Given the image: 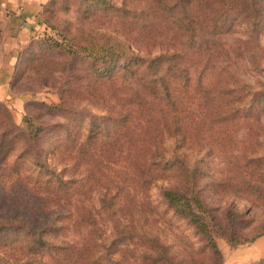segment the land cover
I'll list each match as a JSON object with an SVG mask.
<instances>
[{
  "label": "rangeland",
  "instance_id": "obj_1",
  "mask_svg": "<svg viewBox=\"0 0 264 264\" xmlns=\"http://www.w3.org/2000/svg\"><path fill=\"white\" fill-rule=\"evenodd\" d=\"M256 2L260 9L257 24L250 25L248 19L232 15L225 27L210 36L218 44L212 49L215 55L211 62L218 67L228 66L239 82L247 84V98L264 92V0ZM170 3L180 7L181 0H47L41 6V28L18 51L16 59L13 56L9 90L20 104L18 115L14 102H0V264H21L32 257L48 264L71 263L75 250L83 244H88V255H100L98 262L91 264H144L147 261L142 256L144 244L117 231H126L128 226L138 223L160 238L175 264H210L208 249L202 250L204 243L193 227L165 209L160 190L175 185L174 180L158 179L146 189L136 184L138 169L125 162L134 150L131 141L138 138L139 130L133 132L129 127L131 130L116 141L113 121H105L109 114L121 111L130 114L131 125L139 123L136 118L139 97L133 98V94L134 91L147 94L133 75L121 74L125 63L134 65L135 56L162 67L169 63L181 68L184 53L192 86L197 87L205 53L181 48V31L174 22L176 15L166 8ZM5 37L0 21V46ZM119 42L129 48L125 56L99 72L104 63L93 64L84 51L75 52L78 45L99 43L115 48ZM173 53L180 56L157 59L159 55ZM209 71L201 77L200 84L205 89L216 81ZM109 77L113 80L109 81ZM176 78L175 95L181 107L180 77ZM192 94L189 114L198 104L201 92ZM151 107L153 113L160 110L156 102ZM255 107L258 109L256 102ZM254 116V110L235 115L243 122L231 129L228 136L224 131H215L219 125L196 132L193 144L214 147L215 151L220 146L235 147L205 157L206 171L214 177L237 176L234 165H228L234 155H240L237 147L264 135V131L257 130ZM158 119L162 123L161 116ZM177 120L185 125L191 119L183 115L181 120L179 111ZM259 122L264 124L263 114ZM154 127L152 121L148 129ZM102 128L110 130L109 136L100 135ZM87 134L100 136L98 144H88L86 150L82 143ZM150 141L166 148L165 159L174 152L171 146L178 145L165 131ZM56 145L59 146L53 151ZM191 150L180 147L178 153L191 155V162L200 158ZM250 168H246L247 178L254 183L259 173H251ZM204 184L205 203L219 214L226 209L240 213L238 219L245 233L264 226V199L258 197L256 189L241 194L230 188L216 190L210 181ZM103 197L104 201H100ZM143 213L149 219L146 223L136 220ZM81 217L86 220L81 222ZM52 225L62 228L55 237L45 233V239L67 244L70 251L44 246L29 249L33 236L28 231ZM214 236L221 252L220 264H227L233 249L244 245L232 246L223 237ZM116 237L119 240L115 241ZM148 251L151 255L155 253L152 248ZM190 260L193 262L189 263Z\"/></svg>",
  "mask_w": 264,
  "mask_h": 264
},
{
  "label": "trees",
  "instance_id": "obj_2",
  "mask_svg": "<svg viewBox=\"0 0 264 264\" xmlns=\"http://www.w3.org/2000/svg\"><path fill=\"white\" fill-rule=\"evenodd\" d=\"M165 6V5H164ZM178 4L170 3L166 5L170 14H175L174 21L181 31V48L185 51L193 50L194 52L205 53L204 70L198 74L197 87L192 86V79L189 75L188 68L184 65L188 57L181 53V68L177 65H170L162 67L159 63H154L152 60L147 62L140 56L134 57V65L124 64L122 75H133L143 86L145 95H139L134 91V96L139 97L138 100V124H130V114L116 111L106 116L105 121L112 120L113 126L116 127V136L114 140L123 138L122 134H126L129 129L133 132L139 130V136L132 144L134 150L130 154V158L125 162L129 166H136L138 174L136 177V184L138 187L146 189L149 185L154 184L158 179L172 178L175 185L165 187L160 190L162 201L165 209L172 212L173 215L178 216L193 227L196 234L204 243L202 250L206 247L208 255L211 259L210 264H220L221 252L217 246L215 236L223 237L232 246L247 244L252 242L255 238L264 234V226L258 228L256 231L245 233L243 231L242 221H239L240 213L226 209L222 213H218L216 209L210 208L204 201L202 191L204 182L210 181L216 190L223 188H230L232 190L245 192L255 190L258 192V197L264 199V135L261 139H252L247 144L244 143L241 147H237L240 155H234L232 162L228 165H234V170L238 173L235 177H229L225 174L220 177H214V174L205 170V157H214L220 152L234 150L233 146H220L219 151H215L214 147H203L199 144H193L196 134L208 128L212 129L215 125H219L215 131H224L229 135V131L239 126L243 119L235 117L241 111L246 113H253L257 119V130L264 131V124L259 122L260 114L264 115V92L256 97L247 98L249 86L245 83L239 82L234 75L227 69L228 66L218 67L211 62L214 57L212 49L218 47L215 41L210 39L221 28L225 27L226 21L230 16H241L243 20L248 19L250 25H255L260 21V9L257 6L256 0H181L180 11L176 13ZM200 39L201 45L198 42ZM210 45H207V44ZM59 45V44H57ZM117 47H106L104 44L91 43L87 46H77L78 51H84L86 56L91 58L93 64L104 63V67H100L99 71L105 69L110 63L117 62L119 58L125 56L129 49L124 43H117ZM204 45V46H202ZM180 55L173 53L165 56L159 55V61L163 57L167 59L178 58ZM116 58V59H115ZM114 60V61H113ZM144 66V70L140 67ZM210 70L212 76H215L216 81L205 89L201 86V77ZM222 74V75H221ZM221 77H220V76ZM176 77H180L181 83V107L179 99L175 95ZM113 78L109 77V81ZM230 80V85H229ZM217 90L216 92H214ZM196 91L201 92L198 104L188 113V107L192 104L193 94ZM133 93V92H132ZM131 97V96H130ZM124 97H120L123 100ZM255 100V101H254ZM153 102H156L160 110L156 114L154 108L151 107ZM255 102L258 103V109L255 107ZM145 107L150 108L147 111ZM55 110L60 111L59 106L54 107ZM255 109L257 112L255 113ZM181 111V120L183 115L189 117L190 123L185 125L181 121L178 124V113ZM195 112L197 113L195 115ZM148 113V114H147ZM145 115L149 118L146 119ZM162 123L158 119L160 116ZM230 116V117H229ZM170 117L173 125L170 124ZM155 123L153 130L148 129ZM252 125V123H250ZM253 126V125H252ZM146 127V128H144ZM145 130H144V129ZM147 129V131H146ZM100 135L109 136L110 130L101 129ZM163 131L168 137H173L176 141L172 147L173 154L169 159H165L166 148L160 143H151V137L162 136ZM100 135H86V141L82 145L87 147L88 144H98ZM260 135V133H256ZM131 140V139H130ZM180 141V144L178 143ZM124 144V141H123ZM113 145V144H112ZM56 145L53 151L58 147ZM181 150L189 149L194 153L201 155L200 158L191 162V155L188 153H178ZM193 147V148H192ZM87 150V149H86ZM190 152V151H189ZM193 155V154H192ZM186 156H188L186 158ZM125 157L123 156V159ZM126 159H124L125 161ZM250 167L251 173L257 171L259 174L255 178V182L251 183L247 178L246 168ZM228 169V167H226ZM66 169H64L65 171ZM249 171V172H250ZM53 173V171H52ZM59 183L62 180L58 176ZM69 182V181H68ZM100 201H104V197ZM135 211H139L135 209ZM143 212V211H142ZM136 220L141 223L148 222V218L143 214L137 216ZM81 222L86 218L81 217ZM152 220V219H150ZM155 223V221H151ZM150 222V223H151ZM61 226L52 225L49 227H42L41 229L29 230V234L33 236L29 239L30 247L44 246L55 251L66 250L70 251L71 247L67 244L62 245L45 239L46 234L55 237ZM256 228V227H255ZM162 232V228L159 229ZM119 233L127 234L129 238L135 240L138 244H144L143 258H147L144 264H175L174 259L167 256L166 247L160 243V238L155 234H149V231L143 229L139 223L128 226L125 230H117ZM253 232V233H251ZM46 233V234H45ZM115 241L119 240L116 237ZM38 244V245H37ZM78 247L73 254V261L63 264H91L97 263L99 257L88 255V244ZM148 248L154 250V254L148 251ZM153 256V257H152ZM193 262L192 260L189 261ZM21 264H48L47 262L36 259L35 257L28 258Z\"/></svg>",
  "mask_w": 264,
  "mask_h": 264
},
{
  "label": "crops",
  "instance_id": "obj_3",
  "mask_svg": "<svg viewBox=\"0 0 264 264\" xmlns=\"http://www.w3.org/2000/svg\"><path fill=\"white\" fill-rule=\"evenodd\" d=\"M47 0H0V21L5 41L0 46V102H14L20 111L18 99L9 90L14 61L29 38L41 28L40 8ZM15 59H14V57ZM227 264H264V234L252 242L233 249Z\"/></svg>",
  "mask_w": 264,
  "mask_h": 264
}]
</instances>
